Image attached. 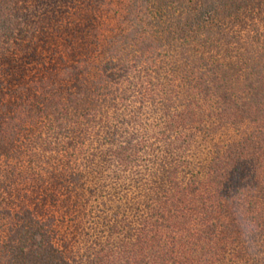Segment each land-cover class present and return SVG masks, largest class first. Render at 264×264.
<instances>
[{
	"label": "trees",
	"instance_id": "16d2710c",
	"mask_svg": "<svg viewBox=\"0 0 264 264\" xmlns=\"http://www.w3.org/2000/svg\"><path fill=\"white\" fill-rule=\"evenodd\" d=\"M100 1L0 0V264H264V0Z\"/></svg>",
	"mask_w": 264,
	"mask_h": 264
},
{
	"label": "rangeland",
	"instance_id": "374dc122",
	"mask_svg": "<svg viewBox=\"0 0 264 264\" xmlns=\"http://www.w3.org/2000/svg\"><path fill=\"white\" fill-rule=\"evenodd\" d=\"M141 3L142 0H101L99 2V10L101 12V16L99 19L101 23H103L104 21L110 24V26L107 27V30L105 31V36L108 38L112 37L113 41L115 42L114 44H116L117 46H122V43L125 42L123 40V36L134 25H139L140 27H142L145 25L147 26V24L149 23V29H151L152 31L156 30L159 33L156 22H158L159 25L163 22H172V18L174 17V14L172 12L175 8L173 2H169L168 8H170V10L172 9V12H169V14H167L166 16V13L158 11L157 7L155 6L157 5V1L147 0L145 6L141 5ZM146 26L145 30H147L148 28ZM162 54L165 56L164 58L168 60V65H163L160 63V58H163ZM132 55L136 56V53H133L131 51L128 58L130 60H135L136 57H132L133 59H131ZM144 57H148L151 60L149 62L143 63V65L145 66L144 74L148 73L150 75V80H153L154 84L164 82V90L166 92H169L172 87L170 85L167 86V83H165L169 82L167 81L169 78H164L165 76L161 74L164 72H168L167 75L175 76L174 73L176 72L173 71L174 63L170 62V55L166 56L165 52L163 53L161 48L154 43V47L150 51H148L144 55ZM138 65L139 64L137 63L134 66ZM158 68L159 71H157ZM151 116L153 115L151 114ZM151 118L152 119H149L150 121H153L155 119V117Z\"/></svg>",
	"mask_w": 264,
	"mask_h": 264
}]
</instances>
